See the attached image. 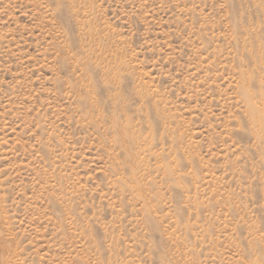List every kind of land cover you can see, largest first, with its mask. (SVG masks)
Listing matches in <instances>:
<instances>
[{
    "label": "rangeland",
    "instance_id": "1",
    "mask_svg": "<svg viewBox=\"0 0 264 264\" xmlns=\"http://www.w3.org/2000/svg\"><path fill=\"white\" fill-rule=\"evenodd\" d=\"M0 264H264V0H0Z\"/></svg>",
    "mask_w": 264,
    "mask_h": 264
}]
</instances>
